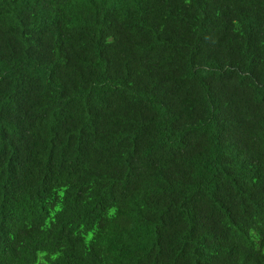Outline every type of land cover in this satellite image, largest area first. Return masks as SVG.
<instances>
[{
	"label": "trees",
	"instance_id": "16d2710c",
	"mask_svg": "<svg viewBox=\"0 0 264 264\" xmlns=\"http://www.w3.org/2000/svg\"><path fill=\"white\" fill-rule=\"evenodd\" d=\"M0 264H264V0H0Z\"/></svg>",
	"mask_w": 264,
	"mask_h": 264
}]
</instances>
